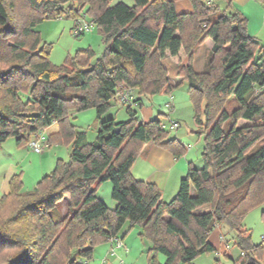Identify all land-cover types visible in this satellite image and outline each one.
Here are the masks:
<instances>
[{"label":"trees","instance_id":"16d2710c","mask_svg":"<svg viewBox=\"0 0 264 264\" xmlns=\"http://www.w3.org/2000/svg\"><path fill=\"white\" fill-rule=\"evenodd\" d=\"M24 1L30 12L23 14L18 0H0V147L10 138L26 145L57 123L47 143H67L71 154L32 191L24 190L20 175L10 180L0 199V249L14 251L0 264H86L97 245L136 225L151 242V263L162 253L163 264H194L216 250L209 235L221 224L235 235L243 264H264L263 246L243 225L249 208L264 200V43L249 34L246 18L206 0H190L193 11L183 14L176 0ZM86 6L106 42L103 54L92 59L88 49L52 64L37 23L64 14L77 20ZM206 39L213 41L208 69L197 72L179 61L181 80L173 85L164 61L190 47L193 54ZM184 80L204 127V165L190 164L175 197L165 201L159 187L136 179L132 168L147 143L176 156L183 146L168 139L161 120H141L132 104L127 121L103 117L121 83L153 95ZM229 99L238 102L232 112L225 109ZM134 104L141 108L142 99ZM91 108L98 121L93 142L68 120L70 110ZM108 180L113 209L96 195ZM204 206L209 210L200 211Z\"/></svg>","mask_w":264,"mask_h":264},{"label":"rangeland","instance_id":"374dc122","mask_svg":"<svg viewBox=\"0 0 264 264\" xmlns=\"http://www.w3.org/2000/svg\"><path fill=\"white\" fill-rule=\"evenodd\" d=\"M18 2V12H22L23 14L30 12V8L24 0H18ZM119 2L127 5L134 4V0H109L110 5ZM206 2L214 3L222 11L231 12L236 10L241 13L247 20L249 34L252 36L258 35L257 39L264 43V0H231V4H229L228 0H206ZM177 8L181 14L192 13L193 11L190 0H176ZM87 9L88 6L84 8L82 14L77 19L78 22L74 17L64 14L58 18L44 19L37 23L36 30L40 32L42 45L46 46L49 50V59L52 64L56 66L64 65L78 51L88 49H91L94 53L92 59H96L103 54L106 48V42L98 25L93 22L92 16L87 13ZM78 23H88L91 28L81 35H76L75 29ZM208 40L210 39H206L204 42L197 44L193 49V54L192 47H190V51L181 50V55L177 62L175 61L176 59H171V62H166L169 67L170 82L173 85L181 80V76H179L177 70L173 69L174 65L177 66L179 61L184 64H188L189 62L191 64L193 63V67L197 72H203L208 69L211 57V48L207 43ZM172 70L175 71L173 72ZM136 96L142 99L144 107V110L141 111L136 104L132 103V106L138 111V117L140 119L143 118L151 110V116H144L146 117L144 119H147V121L152 119L161 120L164 129L168 132V139H177L180 145L183 146V154L180 156L173 154L174 157L178 158L181 164L186 165V167L190 163L196 168H202L204 165L202 158L204 150V127L197 121L196 108L190 97L188 82L186 80L182 81L171 92L162 91L153 95H140L138 90L135 89L134 97ZM205 104V102L201 104L202 112L204 111ZM129 105L113 100L110 110L104 115L103 119L114 118L116 121H127L130 118L127 112ZM237 107L238 102L235 99H229L225 104V109L228 112H232ZM68 120L76 128L86 132L88 141L93 142L96 140L98 121L95 109L91 108L81 112L72 109L69 111ZM202 120L205 122V116L203 114ZM173 122L178 123L179 127L174 128L172 126ZM14 146L15 141L13 138H10L0 147V181L9 163L19 165V170L21 172L23 171L19 175L21 176L25 191H32L38 181L53 171L59 159L66 162L70 160L71 146L67 143L55 144L53 142L50 148L45 144L43 145V150L47 157H56L55 162L49 168H46L48 166V159L42 165L40 164L42 154L36 153L31 148L16 153L14 152ZM145 160V149L143 150L142 148L133 165L135 174L139 179H145L144 172L140 174V170H144ZM112 188L113 184L111 181H103L97 185L96 195L108 207L113 209L116 201L112 198ZM2 196L3 194L0 192V199ZM66 203L67 201H63V209ZM243 225L244 229H247L251 233L252 242L256 245L263 246V257L261 261L264 263V200L249 208L244 217ZM131 232L139 240H148L146 237L140 235L141 227L139 225L133 227ZM209 240L215 246L216 250L199 255L193 261L194 264H243L241 250L236 245V238L226 224L212 228ZM149 243L150 247L148 252L151 248V242L149 241ZM13 251L2 250L1 248L0 263L4 262L5 254H11ZM137 255L133 254L131 260ZM165 261L166 256L162 253H157L156 263H151L149 260L148 263L163 264Z\"/></svg>","mask_w":264,"mask_h":264},{"label":"crops","instance_id":"0c3cea01","mask_svg":"<svg viewBox=\"0 0 264 264\" xmlns=\"http://www.w3.org/2000/svg\"><path fill=\"white\" fill-rule=\"evenodd\" d=\"M177 11L178 13H180L179 9ZM254 36L256 38L258 37V35H254ZM207 43L210 46V48H212L213 41L210 39L207 41ZM180 55H181V51L178 56L170 57L169 59H166L164 61L168 70L169 67L167 66L166 62L167 61L171 62V59H176L175 61L177 62L178 59L180 58ZM173 69H176L175 65ZM172 71L174 72L175 70ZM137 98L139 97L137 96L134 97L132 103H134V101ZM117 101L120 102L118 99ZM140 110L143 111L144 107L142 106ZM151 114L152 111L150 110V112L144 116H151ZM144 116L143 118H141V120L147 121V119H144L146 118ZM239 123L243 124L246 123V121L240 120ZM58 131H59V126L57 123H54L51 127L44 129L43 131L40 132V134L45 137V145L48 148L52 147V145L47 143L48 137L54 133H57ZM14 141H15L14 152L16 153H20L23 150H27L31 148L28 144L18 145L15 139ZM144 149H145L146 164L144 166V170L143 171L140 170V174H142L141 172H144L145 179H141V180L155 183L161 190L163 199L165 201L174 198V196L177 194L179 190L180 181L186 175L187 173L186 170H188L190 163L186 167V165L181 164V161L178 158L174 157L172 152L151 142L145 144L143 150ZM39 154H42L40 160L41 165L45 163L46 159H48V164H47L48 166H46V168H49L55 162L56 157L55 156L47 157V155H45L44 153V150H42V152H39ZM132 171H133L132 173L133 176L136 179H139L138 176L135 174V168H133ZM22 172L21 170H19V165L9 163V165L6 166L4 174L2 175L0 181V192L3 195L9 193L10 180L12 179V177L15 175L22 174ZM208 210H209V206H204L203 208L200 209V211L202 212ZM131 230L132 228L126 226L124 229V231H126L125 234L124 235L121 234V236H118L121 242L120 246H117L116 243L111 240L97 245L94 250L93 258L89 260L86 264H149L148 263V260L150 261V254L148 252V249L150 247L149 241L139 240L136 236H134ZM133 254L134 255L138 254V255L134 257L133 260H131Z\"/></svg>","mask_w":264,"mask_h":264},{"label":"built area","instance_id":"2783aa9c","mask_svg":"<svg viewBox=\"0 0 264 264\" xmlns=\"http://www.w3.org/2000/svg\"><path fill=\"white\" fill-rule=\"evenodd\" d=\"M90 24L88 23H78L76 29H75V34L76 35H81L84 32L88 31L90 29ZM134 92L135 89L126 86L125 84L121 83L118 85L117 88V93H116V98L123 104H131L134 98ZM174 128H178L179 124L178 123H174L172 125ZM45 137L42 136L40 133L39 134H35L32 136L30 142L28 143V145L36 152H42L43 150V145L45 144ZM218 226V225H217ZM111 241H114L116 243L117 246L121 245L120 239L118 238H112Z\"/></svg>","mask_w":264,"mask_h":264}]
</instances>
